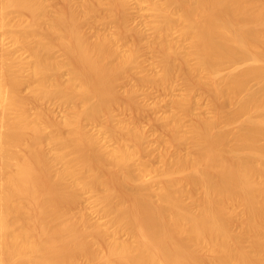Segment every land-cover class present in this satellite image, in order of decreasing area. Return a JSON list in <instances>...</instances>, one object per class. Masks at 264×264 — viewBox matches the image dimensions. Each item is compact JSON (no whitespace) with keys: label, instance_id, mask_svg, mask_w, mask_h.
Listing matches in <instances>:
<instances>
[{"label":"bare ground","instance_id":"obj_1","mask_svg":"<svg viewBox=\"0 0 264 264\" xmlns=\"http://www.w3.org/2000/svg\"><path fill=\"white\" fill-rule=\"evenodd\" d=\"M151 1V46L164 55L161 71L146 80L159 89L177 78L205 84L223 101L218 109L230 108L188 128L181 114L191 108L183 102L160 118L172 144L187 151L163 154L159 170L140 161L146 150L137 126L112 116L113 80L135 69L136 55L125 54L122 36L89 42L76 24V17L95 13L124 24L130 0H108L104 8L99 0H68L69 14L58 16L43 0H0V264H264V6L256 8V0ZM23 12L29 24L18 18ZM5 39L31 60L23 62ZM58 50L65 60L56 58ZM63 68L70 71L66 84ZM23 89L31 90V99L21 96ZM55 101L77 108L76 116L47 120L35 109ZM101 116L107 118L102 131L89 132L84 121ZM241 118L240 129L220 130ZM155 171L156 180L129 192ZM81 192L91 194L90 210L105 223L89 221L86 209L65 211L63 204L76 205ZM236 218L252 247L243 245L246 235L233 233Z\"/></svg>","mask_w":264,"mask_h":264},{"label":"rangeland","instance_id":"obj_2","mask_svg":"<svg viewBox=\"0 0 264 264\" xmlns=\"http://www.w3.org/2000/svg\"><path fill=\"white\" fill-rule=\"evenodd\" d=\"M74 4L81 5L84 0H72ZM101 5L106 7L105 4L108 3V0H99ZM46 4L49 11L54 13L55 15H68L69 14V2L68 0H43ZM256 8H262L264 5V0H256L255 1ZM23 21V23L29 24L30 17L27 13H18L17 14ZM125 23L121 24L116 20L115 17H107L104 16L103 19L99 16V13L91 14L88 17H76V24L79 31L82 35L87 38L89 42H94L98 40L103 34H107L114 37L122 36L126 42V45L123 48L125 54H135L139 64L135 67V69L129 74H121L113 80V94H112V102H116V106L111 107L112 116L114 117V121L123 122L126 121L127 124H130L132 127L137 126V128L144 135L143 148L146 151H143L140 155V161L144 163H149L155 170H159L163 167L164 163L162 160L163 154H176L186 152L187 150L179 149L175 144H172L171 138L172 133L170 130H163L160 126V118L166 115H170L176 112V108L178 104L183 102L186 105H190L191 114L185 116L181 114L182 122L185 125V128H188L197 120H202V118L216 119L218 116V106L223 101L214 100L210 95V87L205 84L201 85H189V83L183 78H177L170 88L159 89L156 83H150V76L158 74L161 71V66L159 62L163 57L162 50L155 46H151L154 40V21H155V12L154 6L151 0H130L127 11L124 14ZM47 21H49L47 19ZM1 37V36H0ZM6 47L9 50L16 52L23 62H29L31 60V55L29 52L24 51L20 47L13 44L10 39H5L4 41ZM187 43H185L186 45ZM184 45V47H185ZM188 46V45H187ZM188 47H186L187 49ZM259 51H264V38L260 42ZM65 53L61 50L56 52V58L60 61L65 60ZM175 58L170 57V61L174 62ZM244 66V64L242 65ZM231 71L230 68L224 70L225 74H228ZM147 76V77H146ZM70 78V71L68 68H63L61 72V80L65 84ZM151 79V78H150ZM147 81V83H146ZM154 82V80H151ZM154 84V85H152ZM254 85V86H253ZM254 89L258 87V84H253ZM5 91V89H4ZM132 92V93H131ZM131 94V95H130ZM21 96L25 99H31L32 92L30 89H23L21 92ZM8 102V101H7ZM114 104V103H113ZM112 104V106H113ZM33 107V106H31ZM43 112L47 114V120L54 119L55 121H64L69 117H74L77 114V108L72 105H64L58 101L49 103V104H40L37 106ZM119 107V108H117ZM3 106L0 103V111ZM34 108V107H33ZM230 112V108L228 106L220 109V114L223 116ZM46 119V118H45ZM132 122V123H129ZM107 124V118L105 116H101L100 120L97 122L84 121L85 128L91 133H100L102 128ZM223 125V126H222ZM245 125V121L241 118L238 121L230 124V126L225 127V123L221 124L220 130L225 128H230L232 130H238L242 126ZM222 127V128H221ZM63 133H67L68 129L63 128ZM165 141H167V146L165 145ZM170 143L171 147L168 145ZM166 150L169 151L165 152ZM109 149H113L115 147L114 144H108ZM172 149L171 153L170 150ZM174 151V152H173ZM3 153L0 152V177H2V173L4 169L3 160L5 157ZM167 157V155H165ZM164 156V157H165ZM168 156V157H169ZM172 156V155H171ZM167 160V159H166ZM164 161V160H163ZM159 168V169H158ZM158 173L155 171L153 174H148L147 176H143L141 180H138L134 184H130L129 192L132 190V186L136 184H140L143 181L147 180H156ZM1 182V178H0ZM129 186V185H128ZM83 192H81L82 194ZM101 193H105V191H101ZM80 194V195H81ZM83 195V194H82ZM81 195V196H82ZM197 196V195H196ZM90 197V199H89ZM156 199V198H154ZM184 199L188 202H191L189 198L184 197ZM81 200V201H80ZM83 200V201H82ZM82 202L83 205L79 206L78 202ZM76 206L74 203L63 204L65 211L67 209H71L74 213L79 214L83 209H86L87 219L92 223H105L106 219L96 214L95 212L90 210L91 205V194H84L81 199H79ZM88 201L90 203H88ZM69 202V201H68ZM81 203V204H82ZM80 204V203H79ZM88 204V206H87ZM196 205V204H195ZM197 205H199L197 203ZM87 208H86V207ZM193 209L194 206H192ZM196 207V206H195ZM62 208V207H61ZM197 208V207H196ZM63 209V208H62ZM63 209V210H64ZM80 209H82L80 211ZM88 209L90 211H88ZM70 211V210H69ZM78 212V213H77ZM84 212V210H83ZM82 212V213H83ZM84 212V213H85ZM91 219V220H90ZM235 221V222H234ZM88 224L91 226L92 223ZM238 224H235L237 223ZM239 219H234L231 222V228L234 231L233 233L237 236L243 237L247 234H241V223H239ZM250 235V234H249ZM248 235V236H249ZM247 236V235H246ZM245 236V237H246ZM244 237L245 244L249 247H252L253 243L250 238ZM251 236V235H250ZM127 239L125 235H122L121 239L125 241ZM244 243V242H243ZM102 248V244L100 246ZM197 257L205 258L206 255H200Z\"/></svg>","mask_w":264,"mask_h":264}]
</instances>
